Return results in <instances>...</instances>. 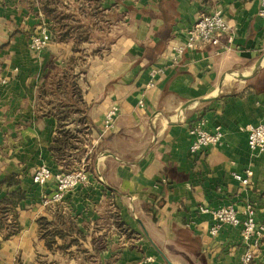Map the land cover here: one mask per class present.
<instances>
[{
    "label": "crops",
    "instance_id": "1",
    "mask_svg": "<svg viewBox=\"0 0 264 264\" xmlns=\"http://www.w3.org/2000/svg\"><path fill=\"white\" fill-rule=\"evenodd\" d=\"M45 1L0 0V181L13 174L18 184L9 189L23 191L17 231L0 236V264H264V232L244 239L241 226L224 223L211 234L210 211L198 209L232 204L243 219L251 206L264 226V153L248 150L244 129L264 122L258 0H54L51 15ZM214 9L232 39L221 35L174 63L173 46ZM42 27L52 41L33 52L29 36ZM76 56H85L80 70L73 67L80 120H58L66 97L55 82ZM50 85L53 95L42 94ZM113 106L118 115L105 129ZM200 116L207 130L221 126L223 138L192 154L188 127ZM81 128L85 142L65 157L84 152L88 181L44 206L54 182L33 184L32 173L40 165L67 169L50 146L60 130ZM246 169L252 176L243 184L233 173ZM6 190L0 186V198ZM61 215L79 232L55 235L48 247L38 220ZM113 215L134 232L121 248Z\"/></svg>",
    "mask_w": 264,
    "mask_h": 264
},
{
    "label": "built area",
    "instance_id": "2",
    "mask_svg": "<svg viewBox=\"0 0 264 264\" xmlns=\"http://www.w3.org/2000/svg\"><path fill=\"white\" fill-rule=\"evenodd\" d=\"M257 16L260 20L261 28L264 30V0H258ZM230 34V35H229ZM226 35L231 40L230 27L225 19L222 10L214 9L211 12H203L195 20L193 25L187 31V38L183 44L173 46L172 60L177 63L179 58L188 50H193L205 44L216 45L219 42V36ZM52 41V35L47 27H42L30 34L28 39V48L33 52L43 51ZM154 76L155 72H151ZM153 83L150 82V85ZM118 115V108L113 106L105 115L103 128L112 126ZM205 119L200 116L189 127L188 132L191 136L189 151L197 154L207 150L209 147L219 144L223 138V130L217 125L212 130H207L204 126ZM247 133V148L256 155L264 153V122L257 124H248L244 127ZM252 176V170L246 169L244 175L233 173V177L243 184H248ZM54 182L53 189L45 194L41 203L44 206H52L61 201L65 194L75 189L78 185L88 181V172L84 164L74 166L70 169L53 171L46 165H40L32 173L31 180L33 184L42 185L48 180ZM199 212L210 211L213 224L209 232L216 234L222 224L241 226V235L244 239L252 235L258 239L264 232V226L259 225L254 219V212L251 206H247L245 217L240 219L236 208L230 204L216 209L209 210L200 206ZM257 245V242H256ZM251 258L250 253L244 256V262Z\"/></svg>",
    "mask_w": 264,
    "mask_h": 264
},
{
    "label": "trees",
    "instance_id": "3",
    "mask_svg": "<svg viewBox=\"0 0 264 264\" xmlns=\"http://www.w3.org/2000/svg\"><path fill=\"white\" fill-rule=\"evenodd\" d=\"M53 1L54 0L45 1V8L47 9L48 15H51V12L55 9L51 7V3H53ZM64 78L68 79V76L65 75ZM55 85V89L57 87L58 88L54 91H58V93H61L62 96L66 97V99L64 100L65 102L63 101L65 104L61 105V108H56L55 113L58 117V120H67L70 117V113L73 111L72 109L74 108V104L77 103L76 100L78 99L76 97H79L77 85L74 81L71 80L70 82H68L66 79L64 81L61 79L57 80L55 82ZM69 90L71 91V93H69ZM45 93V90H42V94ZM49 110L51 111V109ZM63 131L64 130H60V136H56L52 142V145L50 146L53 151L54 157L57 160H63L65 158V148L67 146L75 147L71 144L72 142H70V139H78L76 135H68ZM78 131H80V129ZM17 184L18 181L14 178L13 174L6 176L3 180L0 181V186L7 187L4 196L0 198V236L2 238L11 236L18 229L15 220V206L18 200L23 197V191L20 186L9 189V187ZM38 221L40 232L42 233L43 237L46 238V245L48 247H51V244L54 243L55 235L64 236V234H67L71 230L79 232L75 224L72 221L65 219L62 215L55 216L51 220H48L47 218H40Z\"/></svg>",
    "mask_w": 264,
    "mask_h": 264
},
{
    "label": "rangeland",
    "instance_id": "4",
    "mask_svg": "<svg viewBox=\"0 0 264 264\" xmlns=\"http://www.w3.org/2000/svg\"><path fill=\"white\" fill-rule=\"evenodd\" d=\"M75 16V15H74ZM75 21H77V19H74ZM72 25V24H71ZM106 31L107 32H110V26L109 24H107L106 26ZM84 60H85V56H76L75 59L70 63L68 64V66H66L65 68L68 69V79L67 78H64V80L66 79L68 82H70L71 80L74 81L76 83V74H74V69L73 67L75 66L76 69L78 68L80 70V68L83 66L84 64ZM63 80V81H64ZM53 88L54 87H51L48 86L47 89L45 88V92H50L52 95V91H53ZM69 93H71V91L69 90ZM75 96V95H74ZM65 97V96H63ZM78 99V97H76ZM69 101V99H68ZM78 100H76L77 102ZM73 111L70 113V117H74V119H78L80 120V114L78 113V111L80 110V107H79V104L78 103H75L74 104V108L72 109ZM78 110V111H77ZM86 133V130L84 129H80V131L78 132H74V134L77 136L78 139H74V138H71L70 139V142H72L71 144L74 145V146H79L81 144H83L85 141H84V138H85V134ZM73 147H69L67 146L65 148V150L68 152V150H71ZM83 151H81V149L79 151H77V155L74 156V157H65L63 160L65 161V164H66V168L67 169H70L72 168L73 166H77V165H80L82 163L81 159L83 157ZM113 222H114V226L115 228L117 229V233H118V237H117V243H118V248H121L122 246H125L127 245L128 242L130 239H134V232L127 226L125 225L124 223H122L119 219V217L116 215H113ZM104 227V226H102ZM109 229L106 230V232L104 233L103 232V235H102V239L105 241H108L111 240L112 236L110 237V233L108 232ZM43 261V259L41 260Z\"/></svg>",
    "mask_w": 264,
    "mask_h": 264
},
{
    "label": "water",
    "instance_id": "5",
    "mask_svg": "<svg viewBox=\"0 0 264 264\" xmlns=\"http://www.w3.org/2000/svg\"><path fill=\"white\" fill-rule=\"evenodd\" d=\"M260 63H261V60H259L257 63H256V67H258L259 65H260ZM243 78L245 77V76H242ZM206 99H209V98H206ZM205 100V99H204ZM190 102H187L186 104H185V106L186 105H188Z\"/></svg>",
    "mask_w": 264,
    "mask_h": 264
}]
</instances>
